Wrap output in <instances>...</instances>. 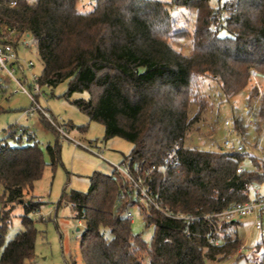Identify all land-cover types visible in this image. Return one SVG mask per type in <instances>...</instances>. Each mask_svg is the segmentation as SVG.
Returning <instances> with one entry per match:
<instances>
[{
	"label": "trees",
	"instance_id": "obj_1",
	"mask_svg": "<svg viewBox=\"0 0 264 264\" xmlns=\"http://www.w3.org/2000/svg\"><path fill=\"white\" fill-rule=\"evenodd\" d=\"M173 6L194 13L192 28L180 25ZM221 11L227 25L218 30ZM25 34L33 37L43 62L41 87L67 81L65 96L87 92L88 98L73 103L105 126L106 139L118 136L133 144L124 160L140 165L160 207L196 217L179 219L136 201L119 173L95 171L87 192L65 191L59 201L70 202L76 218L84 220V264H209L236 255L242 245L239 224L215 214L247 200L249 184H264V155L250 154L244 144L243 151L226 152L184 143L206 108L198 97L201 78L216 80L229 100L252 83L254 70L264 76V0H224L216 6L211 0H95L87 12L77 9V0H0V41L18 46ZM252 89L250 103L259 97L256 85ZM193 103L200 107L190 117ZM253 115L264 122V91ZM40 117L56 134L47 145L49 163L37 143L11 146L0 140V264H34L39 231L30 214L44 201L32 191L47 165L54 169L62 163L60 134ZM234 125L243 131L240 121ZM14 126L8 137H15ZM176 144V155L163 171L160 166ZM247 156L252 168L237 172ZM17 204L25 209L23 229L7 240ZM133 207L146 226L154 227L150 241L133 231L126 216ZM255 264H264V254Z\"/></svg>",
	"mask_w": 264,
	"mask_h": 264
},
{
	"label": "rangeland",
	"instance_id": "obj_2",
	"mask_svg": "<svg viewBox=\"0 0 264 264\" xmlns=\"http://www.w3.org/2000/svg\"><path fill=\"white\" fill-rule=\"evenodd\" d=\"M223 1L211 0V4L216 6ZM94 6L95 0H77V9L81 12L90 11ZM172 13L181 26L193 27L195 18L193 12L184 7L173 6ZM179 41L184 46L189 44L187 39H179ZM18 51L25 60L35 62L33 71L40 75L43 62L31 35L25 34L20 39ZM22 76V71L18 68L14 72V77L0 70V105L5 109L0 113V140L7 139L11 146L37 143L44 152L45 161L49 163L47 145L54 143L56 134L41 120L40 112L36 111L31 116L24 113L26 108L31 107L32 100L23 93L16 81L22 79ZM28 77L30 79V73ZM200 82L198 97L205 101L206 108L202 111L199 120L190 125L185 147L224 151L222 145L228 137L235 146L240 142L244 144L250 154L264 155V122L257 123L253 115L264 91V76L260 74L253 76L252 83L229 100L216 80L201 78ZM254 85L259 90V97L254 102L251 101L252 105L248 96ZM67 89V81L56 87L43 85L42 93L37 99L43 107L50 109L55 121L64 125L72 137L80 140L88 148L84 145H75L72 140L60 136L62 163L54 169L47 165L42 177L34 184L32 194L37 197V201H44L39 210L30 214L35 219L39 231L34 264H72L74 260L77 264H84L80 250V237L85 228L84 220L76 218L70 202H62L59 205V201L65 191L87 192L90 187V175L95 171L111 174L115 171L111 161L116 163L125 161L124 156L128 155L133 147L131 142L118 136L106 139L105 126L90 120L89 116L73 103L77 98H88V93L76 92L68 97L65 96ZM250 104L253 107H249ZM199 107L198 103H193L189 116L193 117ZM226 121L230 124L226 125ZM235 121L243 124L242 132L239 129L241 125L237 126L240 131L236 129ZM68 122H72L73 126L69 128ZM11 125H15L14 130L18 128L15 137H8L9 130H12L9 129ZM22 129H27V132H23ZM29 133H32L34 138L30 139ZM242 163L245 168L253 166L249 156ZM130 211L133 214L131 219L133 231L141 233L145 240L150 241L154 227L146 226L144 217L137 207L130 208ZM24 213V205L17 204L13 210L7 240L23 229L21 215ZM237 223L242 245L236 255L225 260L209 261V264H255L262 255L260 250H254V247L260 244L262 234L253 228V218L247 217ZM233 230V228L228 229L231 234Z\"/></svg>",
	"mask_w": 264,
	"mask_h": 264
},
{
	"label": "built area",
	"instance_id": "obj_3",
	"mask_svg": "<svg viewBox=\"0 0 264 264\" xmlns=\"http://www.w3.org/2000/svg\"><path fill=\"white\" fill-rule=\"evenodd\" d=\"M16 2L13 1L11 5H15ZM219 21L214 25L215 29L222 30L227 25V13L226 11H221L219 13ZM27 47H30L27 45ZM35 67V62L33 60H25L22 58L18 51V46L10 42L0 41V70L6 71L9 75L14 77L15 70L20 69L22 71V79H16L17 83L20 86V89L23 93L27 94L31 100L32 105L29 108L24 110V113L27 116L33 115L36 111L40 112L47 118L50 123L56 127L60 136L66 139H70L74 142L75 145H84L80 140L75 139L70 135L68 129L55 121L53 114L50 109L43 107L37 99L42 91V87L40 85L39 79L40 75L34 73L33 68ZM28 73H30V79L28 77ZM258 73L256 70L252 72L253 76H256ZM230 122L226 121V125H229ZM88 148V146L84 145ZM224 151L229 152L231 150L235 151H243L244 145L240 142L237 146H235L231 140L226 137L223 145ZM179 148V144L175 145L174 150L165 159L164 163L160 166V168L165 171L172 159L175 157L177 149ZM115 171L122 176L123 182L126 187V191L130 194V196L136 200L144 203L152 204L157 209L164 211L167 215L186 220H194L195 216L184 213H177L173 215L169 211H165L162 209L158 203V201L153 197L151 192L149 191V186L146 184V179L142 174V168L140 165H136L133 167L129 161H122L120 163L112 162ZM155 166L149 169V171L154 170ZM245 169L243 163H240L237 172H242ZM264 184H256L252 183L247 186V193L249 198L245 201H239L231 204L221 212L215 214L218 219L226 222H234L239 221L241 219L252 217L253 218V228L259 231L262 234V240L260 242V251L264 254ZM120 195L119 197H121ZM126 216L128 218H133V214L130 210L126 211ZM206 217H210L207 215Z\"/></svg>",
	"mask_w": 264,
	"mask_h": 264
},
{
	"label": "crops",
	"instance_id": "obj_4",
	"mask_svg": "<svg viewBox=\"0 0 264 264\" xmlns=\"http://www.w3.org/2000/svg\"><path fill=\"white\" fill-rule=\"evenodd\" d=\"M21 126V125H20Z\"/></svg>",
	"mask_w": 264,
	"mask_h": 264
}]
</instances>
